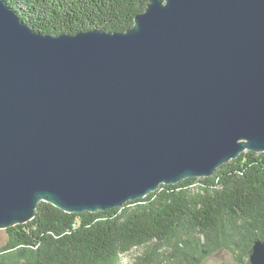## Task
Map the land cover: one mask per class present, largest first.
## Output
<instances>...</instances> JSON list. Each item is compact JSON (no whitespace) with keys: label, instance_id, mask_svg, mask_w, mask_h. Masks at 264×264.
<instances>
[{"label":"water","instance_id":"1","mask_svg":"<svg viewBox=\"0 0 264 264\" xmlns=\"http://www.w3.org/2000/svg\"><path fill=\"white\" fill-rule=\"evenodd\" d=\"M246 151L264 152V0H148L125 31L76 34L0 0V230L41 202L121 207Z\"/></svg>","mask_w":264,"mask_h":264},{"label":"trees","instance_id":"2","mask_svg":"<svg viewBox=\"0 0 264 264\" xmlns=\"http://www.w3.org/2000/svg\"><path fill=\"white\" fill-rule=\"evenodd\" d=\"M42 33L125 31L148 0H7ZM198 183V184H197ZM0 264H203L229 251L252 264L264 240V152H243L212 177L163 184L148 196L106 211L69 213L41 202L34 219L6 229Z\"/></svg>","mask_w":264,"mask_h":264},{"label":"rangeland","instance_id":"3","mask_svg":"<svg viewBox=\"0 0 264 264\" xmlns=\"http://www.w3.org/2000/svg\"><path fill=\"white\" fill-rule=\"evenodd\" d=\"M198 184V183H197ZM7 233L6 230H0V247L6 242ZM141 251L133 250L130 253L124 254L121 256L120 264H132L135 260V256ZM203 264H235L232 254L227 250H221L215 252L214 254L206 257L203 261Z\"/></svg>","mask_w":264,"mask_h":264}]
</instances>
